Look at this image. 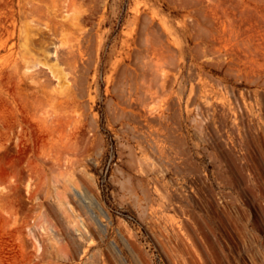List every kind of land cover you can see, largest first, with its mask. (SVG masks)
<instances>
[{
    "label": "rangeland",
    "instance_id": "1",
    "mask_svg": "<svg viewBox=\"0 0 264 264\" xmlns=\"http://www.w3.org/2000/svg\"><path fill=\"white\" fill-rule=\"evenodd\" d=\"M69 184L109 215L81 259ZM118 233L140 264H264V0H0V264H135Z\"/></svg>",
    "mask_w": 264,
    "mask_h": 264
},
{
    "label": "bare ground",
    "instance_id": "2",
    "mask_svg": "<svg viewBox=\"0 0 264 264\" xmlns=\"http://www.w3.org/2000/svg\"><path fill=\"white\" fill-rule=\"evenodd\" d=\"M182 1L188 4L194 2L195 0ZM89 2L93 3V0H89ZM93 10L94 6L84 11L81 16L79 15L80 18H74L76 21H72L71 23V25L73 26L72 35L67 40L63 48L64 53L68 56V59L71 61L72 69L75 71L74 73L80 71L83 68V57L80 55V49L82 45L87 40L91 41L92 39L93 25L91 17L94 12ZM60 18L62 20H67V16L62 15V13ZM76 85L78 96L80 98H83V96H85L83 87L84 79H79L76 82ZM137 111H139L141 117L147 118L151 122L156 124L161 123L160 120H157L152 116L153 110L151 108H145V110H143L139 107L132 108V106L129 105L128 112L126 113L125 117L133 121V119L137 118ZM173 139L174 144L176 146L175 148L181 156V160L187 161L188 154L186 153L183 140L180 137L175 136L173 137ZM130 154L131 156L133 155L132 150H130ZM64 163L66 164L67 162L64 161ZM69 191V197L67 198L65 204L66 213H69L68 215L72 218V221L64 223V229L66 231L65 234L68 237V242L73 252L76 254V256H78V259H81L86 255L88 251L87 248L89 246L94 245V243L99 245L104 241V238L107 233V225L104 223V220L109 221V215L96 201L94 196L90 194L87 190L81 192L76 187L69 184ZM118 235L121 238L124 246L127 248L128 252L130 253V256L134 260L135 264H140L133 246L120 233H118ZM91 236L96 237L97 241L95 242L94 240H92ZM84 242L88 243V245L85 247L83 246ZM63 247L64 246H62V248ZM96 258L101 261L100 264H129L126 258L123 256L122 250L114 241L110 242V244L107 246L105 254L102 253L101 250L97 249Z\"/></svg>",
    "mask_w": 264,
    "mask_h": 264
}]
</instances>
